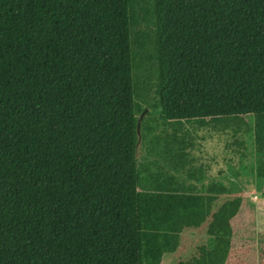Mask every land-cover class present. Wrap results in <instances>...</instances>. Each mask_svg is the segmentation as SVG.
<instances>
[{
    "label": "trees",
    "instance_id": "trees-1",
    "mask_svg": "<svg viewBox=\"0 0 264 264\" xmlns=\"http://www.w3.org/2000/svg\"><path fill=\"white\" fill-rule=\"evenodd\" d=\"M248 117L264 155V0H0V264H142L139 158Z\"/></svg>",
    "mask_w": 264,
    "mask_h": 264
},
{
    "label": "rangeland",
    "instance_id": "rangeland-1",
    "mask_svg": "<svg viewBox=\"0 0 264 264\" xmlns=\"http://www.w3.org/2000/svg\"><path fill=\"white\" fill-rule=\"evenodd\" d=\"M251 128L250 117L237 134L210 127L189 128L193 133V148L189 151L194 159L192 165L204 170L206 184L216 183L225 188L224 194L212 195L209 200L210 235L200 237L210 248H216V264H258L257 233L264 235V155L253 150ZM137 167L146 181L145 187L138 188L137 195L138 202L141 199L146 209L150 208L147 226L152 222L159 230L162 211L167 205H179L180 211H185L199 200L190 195L183 174L168 168L161 160L139 158ZM165 178L171 179L173 188L180 191L175 194L177 197L165 198L167 194L162 192L165 189L159 184Z\"/></svg>",
    "mask_w": 264,
    "mask_h": 264
},
{
    "label": "crops",
    "instance_id": "crops-1",
    "mask_svg": "<svg viewBox=\"0 0 264 264\" xmlns=\"http://www.w3.org/2000/svg\"><path fill=\"white\" fill-rule=\"evenodd\" d=\"M166 166L177 169L168 164ZM177 171L183 174L182 178L186 181V187L190 195L197 196L199 200L193 205L190 204L192 207L188 206L185 211H180L179 205L175 206L176 208L167 205L162 211L163 215L158 225L160 226L159 230L156 229L154 223L148 224L147 233L148 237H150L148 258L142 264H216V248H210L208 244L206 245L200 239V237L210 235L209 228L212 224L209 222V216L211 215L209 200L212 195L206 193L205 173L180 169H177ZM169 195L167 194L166 198H169ZM138 234L140 255L142 245L139 224ZM181 236L183 237L182 239H180ZM231 252L232 250L228 254L230 255ZM138 264H141L140 257L138 258Z\"/></svg>",
    "mask_w": 264,
    "mask_h": 264
},
{
    "label": "water",
    "instance_id": "water-1",
    "mask_svg": "<svg viewBox=\"0 0 264 264\" xmlns=\"http://www.w3.org/2000/svg\"><path fill=\"white\" fill-rule=\"evenodd\" d=\"M142 116H143V114L140 116V119L139 120H141Z\"/></svg>",
    "mask_w": 264,
    "mask_h": 264
}]
</instances>
